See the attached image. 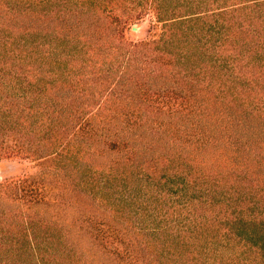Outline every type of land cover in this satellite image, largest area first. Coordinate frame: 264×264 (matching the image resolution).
I'll return each mask as SVG.
<instances>
[{
	"label": "trees",
	"instance_id": "obj_1",
	"mask_svg": "<svg viewBox=\"0 0 264 264\" xmlns=\"http://www.w3.org/2000/svg\"><path fill=\"white\" fill-rule=\"evenodd\" d=\"M145 15L158 34L123 39ZM102 65L106 94L134 85L133 108L65 128L47 83ZM76 140L121 156L99 163ZM5 154L51 158L59 200L93 207L76 234L109 264H264V0H0ZM41 176L0 181V264H86L71 229L33 211L53 202Z\"/></svg>",
	"mask_w": 264,
	"mask_h": 264
},
{
	"label": "rangeland",
	"instance_id": "obj_2",
	"mask_svg": "<svg viewBox=\"0 0 264 264\" xmlns=\"http://www.w3.org/2000/svg\"><path fill=\"white\" fill-rule=\"evenodd\" d=\"M131 26L124 30L123 39L125 40H141L146 37L150 38L154 36V34H158V30L155 33V29H153V25L149 19L148 15L143 16L140 19L133 20ZM111 34L108 37H104L99 39L98 41L106 42L108 40L113 41L111 39ZM119 35V33H118ZM118 44L116 41H114ZM148 51V49L146 50ZM145 51V52H146ZM143 52V51H141ZM113 55H116L117 52L111 50ZM153 54V52L151 51ZM134 55V54H132ZM121 57V55H119ZM119 56L117 58H119ZM135 57H138L134 55ZM73 57H81V54H76ZM78 61V59H76ZM145 62V60H144ZM137 65L142 64V62L138 61L135 62ZM103 67H106L102 65ZM116 67V62L114 61L112 68ZM151 64L146 63L144 65V69H150ZM107 68H98L100 72V76L94 78L96 74H90V81L85 82L79 78V74H76V79L74 81L71 80V75H68L66 78H59V81H55L51 85L47 83L45 89V95L52 96L54 99L57 100L61 97H64L69 101V108L62 114V120L64 121L65 128H70L72 126H76L78 124V120L83 117H92L96 115V118H103L108 117L110 115L123 117L124 112L128 108H133L134 105V95H133V88L134 85H130L125 90H113V92H108L109 86L112 85L114 80L107 76ZM135 68V67H132ZM96 73V72H95ZM132 76H137L134 72L131 73ZM172 74V72L168 71L167 76ZM54 90H57L54 92ZM116 91V92H115ZM154 102L160 101L158 98L153 97ZM130 106V107H129ZM136 110L130 116L135 115ZM150 110H145V114H150ZM67 116V118H65ZM64 125H61L64 127ZM143 127H138L136 130L128 129L125 132L128 134H132L135 132L138 134ZM148 130L152 133L155 131L147 126ZM67 131L66 129H61V132ZM60 132V131H57ZM65 133V132H64ZM80 142V149L84 151L85 155L89 156L91 159L94 158L95 161L102 163V161H110V159H118V156H121L119 152H116L112 149H109L102 141L96 143H89L85 141H78ZM155 145V143H152ZM155 147V146H153ZM51 147L43 148L44 154L49 152ZM104 149V150H103ZM95 151L96 153H94ZM7 156H3L0 158V181L7 180V179H14L19 178L25 175H36L42 172L41 181L45 184V192L49 199H53V202L48 206H45L44 203L37 205L33 208V211L36 210L37 215H43L42 217L48 218L52 221V217L58 220L60 225H64L66 228H70V232L68 234L70 244H76L77 254L85 255L88 258L86 264H109L110 260L108 257L99 254L95 247H90L88 243V239L86 235H77L76 228L77 226L74 224V220L78 214V212L82 210H88L89 212L92 211V205L88 207V202L83 201V204H71L63 202L64 196H66V200L69 198V194L66 190L61 192L62 200L60 196L57 195L55 191L59 188L57 185V178L55 174L51 173L54 170L52 169V163L50 157L44 158H31L30 156H25L21 154L12 155L5 154ZM57 185V186H56ZM70 202V201H69ZM4 207L8 208L10 211H17V212H25V209L20 206L19 203L16 201H9V203L5 202V205L2 204ZM7 205V206H6ZM38 217V218H39ZM55 220V222H56ZM74 224V225H73ZM63 231H66L64 229ZM80 251V252H79ZM90 256L93 257L92 262H90Z\"/></svg>",
	"mask_w": 264,
	"mask_h": 264
}]
</instances>
